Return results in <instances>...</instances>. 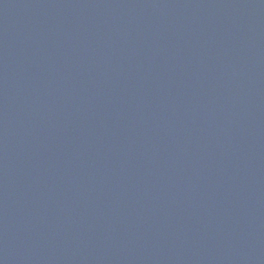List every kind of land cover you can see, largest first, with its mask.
<instances>
[{
    "label": "water",
    "instance_id": "obj_1",
    "mask_svg": "<svg viewBox=\"0 0 264 264\" xmlns=\"http://www.w3.org/2000/svg\"><path fill=\"white\" fill-rule=\"evenodd\" d=\"M0 264H264V0H0Z\"/></svg>",
    "mask_w": 264,
    "mask_h": 264
}]
</instances>
